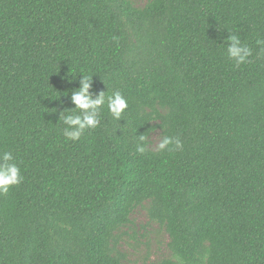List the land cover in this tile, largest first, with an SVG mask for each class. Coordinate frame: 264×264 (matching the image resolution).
Returning <instances> with one entry per match:
<instances>
[{"label":"trees","instance_id":"trees-1","mask_svg":"<svg viewBox=\"0 0 264 264\" xmlns=\"http://www.w3.org/2000/svg\"><path fill=\"white\" fill-rule=\"evenodd\" d=\"M137 207L141 264H264V0H0V264H131Z\"/></svg>","mask_w":264,"mask_h":264},{"label":"rangeland","instance_id":"rangeland-1","mask_svg":"<svg viewBox=\"0 0 264 264\" xmlns=\"http://www.w3.org/2000/svg\"><path fill=\"white\" fill-rule=\"evenodd\" d=\"M148 0H135L143 5ZM153 147L159 142L158 133L151 137ZM131 222L122 228V238L117 248L126 255L129 263L141 264L155 261L168 255V234L157 223L149 221L146 210L137 207L131 214Z\"/></svg>","mask_w":264,"mask_h":264}]
</instances>
